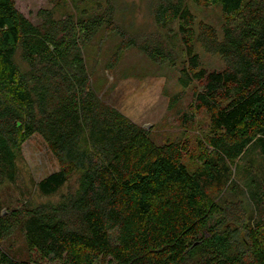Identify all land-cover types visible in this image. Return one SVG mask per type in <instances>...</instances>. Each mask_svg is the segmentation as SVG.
<instances>
[{"label": "trees", "instance_id": "obj_1", "mask_svg": "<svg viewBox=\"0 0 264 264\" xmlns=\"http://www.w3.org/2000/svg\"><path fill=\"white\" fill-rule=\"evenodd\" d=\"M61 1L64 12L42 9L35 24L16 0H0V189L16 182L34 135L59 164L38 191L66 188L57 202L0 210V264H264V170L251 179L254 206L243 197L220 203L213 193L229 183L242 195L238 160L252 146L264 155V0H193L221 8L222 34L197 22L187 0H156L160 33L143 39L117 24L115 0L75 2L72 11L71 0ZM174 23L181 59L162 32ZM102 32L123 39L111 64L134 47L179 65L183 87L198 84L191 108L208 115L210 133L196 170L184 161L188 141L157 143L104 100L88 56ZM196 43L225 66L204 68ZM16 232L24 257L5 246Z\"/></svg>", "mask_w": 264, "mask_h": 264}, {"label": "rangeland", "instance_id": "obj_2", "mask_svg": "<svg viewBox=\"0 0 264 264\" xmlns=\"http://www.w3.org/2000/svg\"><path fill=\"white\" fill-rule=\"evenodd\" d=\"M83 1L91 7L94 0H71L67 9L73 10L75 2ZM61 0H16L17 8L33 23H40L39 11L42 9L56 10L61 14L64 10L55 5ZM117 7V24L127 27L131 35L154 36L160 33L157 24L152 19V9L156 0H115ZM189 7L195 14L197 22L204 21L214 25L222 34V11L217 5L199 6L193 0H187ZM81 7V6H80ZM162 32H169L174 49L181 59L182 43L178 33L177 23ZM137 36V37H138ZM102 38L100 49L98 44L91 48L89 65L95 70L94 81L96 87L102 90L104 100L121 110L134 122L151 131L152 138L157 143L168 140H186L191 146V155L184 161L191 171L200 166L199 155L201 143L210 133V120L204 111L191 108L193 91L196 82L185 88L179 82V65L173 66L168 62L156 63L149 59L140 49L130 47L121 52L119 59L111 64L116 49L122 43V37L117 33L102 32L96 43ZM196 51L200 54L202 66L208 70H219L225 66L224 60L217 54L208 53L196 43ZM111 64V65H110ZM112 66V67H111ZM178 97L175 103L173 98ZM234 180L242 189L243 194L234 195L229 190V183L219 190L213 188V193L220 203L229 202L234 198H245L254 206L256 184L251 183L258 171L264 170V155L252 146L250 151L237 162ZM18 178L15 183H7L0 189V210L6 214L9 210L21 207L30 201L32 206L57 202L66 188L53 196L42 195L38 191L37 183L50 173L59 169V164L47 143L40 135H34L24 143L18 158ZM240 167V168H239ZM246 169L251 170L247 176ZM24 245L23 236L16 232L8 238L6 247L14 248L20 253ZM114 264V263H107Z\"/></svg>", "mask_w": 264, "mask_h": 264}]
</instances>
